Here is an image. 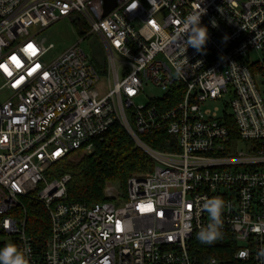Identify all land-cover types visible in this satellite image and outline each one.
<instances>
[{"label": "built area", "instance_id": "built-area-1", "mask_svg": "<svg viewBox=\"0 0 264 264\" xmlns=\"http://www.w3.org/2000/svg\"><path fill=\"white\" fill-rule=\"evenodd\" d=\"M115 3L105 17L104 0H0L1 241L27 244L29 264H222L201 263L191 252L210 222L203 203L220 197V231L236 245L233 260L259 264L264 93L256 77L264 73V0ZM201 9L209 38L198 53L185 50L181 22ZM63 20L84 39L98 38L102 76L80 48L83 40L49 57L54 45L41 34ZM252 51L263 60L251 63ZM149 85L165 96L137 106ZM116 124L153 171L132 176L125 192L107 186L104 202L68 203L71 176L49 180L48 170L74 153L91 154L94 140ZM25 200L48 213L41 248L26 232Z\"/></svg>", "mask_w": 264, "mask_h": 264}, {"label": "trees", "instance_id": "trees-1", "mask_svg": "<svg viewBox=\"0 0 264 264\" xmlns=\"http://www.w3.org/2000/svg\"><path fill=\"white\" fill-rule=\"evenodd\" d=\"M91 63L99 74L105 73V57L102 60L94 58ZM143 139L157 148L155 143L151 142L155 136ZM153 168L152 160L137 148L126 131L116 124L94 140V150L91 154L74 153L69 160L51 167L46 175L49 180L70 175L67 202L90 206L106 201L104 191L107 186L115 185L125 190L132 176L148 174ZM24 206L26 232L36 246L41 248L49 234L48 213L42 205L32 200H25ZM3 246L0 238V247ZM235 250L236 245L229 236L222 235L210 245L202 244L195 236L191 252L201 263L209 258H217L222 264H242L233 260Z\"/></svg>", "mask_w": 264, "mask_h": 264}, {"label": "clouds", "instance_id": "clouds-1", "mask_svg": "<svg viewBox=\"0 0 264 264\" xmlns=\"http://www.w3.org/2000/svg\"><path fill=\"white\" fill-rule=\"evenodd\" d=\"M135 7V6H134ZM131 10V9H130ZM206 12L205 9L190 13L181 22L183 25V32L186 35L183 43L188 47H192L198 53H202L207 44L209 34L208 28L201 24V17ZM184 65L181 63L175 64V72L177 77L185 75L183 71ZM224 202L220 197H213L206 199L203 203V210H205L209 217L210 222L205 227H201L197 233V239L202 244H212L217 239L221 238L222 233V210ZM30 247L25 244L21 247L15 243H6L0 247V264H29ZM256 259L259 264H264V249H260L256 254Z\"/></svg>", "mask_w": 264, "mask_h": 264}, {"label": "rangeland", "instance_id": "rangeland-1", "mask_svg": "<svg viewBox=\"0 0 264 264\" xmlns=\"http://www.w3.org/2000/svg\"><path fill=\"white\" fill-rule=\"evenodd\" d=\"M84 22H81V26ZM85 31L88 32V29L84 28ZM85 33L81 32L77 27L71 24L68 20L60 21L59 23L54 24L49 29L43 31L41 34V38L46 39V45H54V49L50 52L49 57L53 58L59 55L64 50L76 45L81 40L80 48L85 52L92 59L102 60L104 57L102 47L100 42L96 36L85 37ZM249 60L251 63L256 64L263 60V56L260 52L252 51L249 54ZM257 73V70H254ZM101 76L103 74H100ZM257 83L260 86L262 92L264 93V73H259L256 77ZM108 86V79L107 77H103L101 82L99 83L97 89L99 92L103 93L104 90ZM166 92L161 89H156L152 86H147L145 88V92L141 97H139L135 103L137 106L140 104H148L150 99H157L161 100L165 96ZM222 108L223 106L220 105ZM229 116H231V111H227ZM243 146L237 148V150H241ZM112 186V185H111ZM119 191L125 192L120 187L113 185ZM3 239V238H2Z\"/></svg>", "mask_w": 264, "mask_h": 264}, {"label": "water", "instance_id": "water-1", "mask_svg": "<svg viewBox=\"0 0 264 264\" xmlns=\"http://www.w3.org/2000/svg\"><path fill=\"white\" fill-rule=\"evenodd\" d=\"M105 3V14L104 16H108L115 8H116V3L115 0H104Z\"/></svg>", "mask_w": 264, "mask_h": 264}, {"label": "snow or ice", "instance_id": "snow-or-ice-1", "mask_svg": "<svg viewBox=\"0 0 264 264\" xmlns=\"http://www.w3.org/2000/svg\"><path fill=\"white\" fill-rule=\"evenodd\" d=\"M31 47V46H30ZM150 207V206H149Z\"/></svg>", "mask_w": 264, "mask_h": 264}]
</instances>
